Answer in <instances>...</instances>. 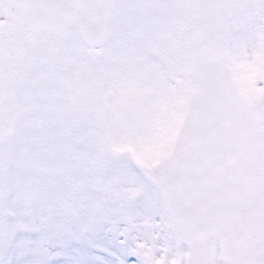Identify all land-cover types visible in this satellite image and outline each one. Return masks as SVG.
I'll return each mask as SVG.
<instances>
[{
	"label": "snow or ice",
	"instance_id": "1",
	"mask_svg": "<svg viewBox=\"0 0 264 264\" xmlns=\"http://www.w3.org/2000/svg\"><path fill=\"white\" fill-rule=\"evenodd\" d=\"M0 264H264V0H0Z\"/></svg>",
	"mask_w": 264,
	"mask_h": 264
}]
</instances>
